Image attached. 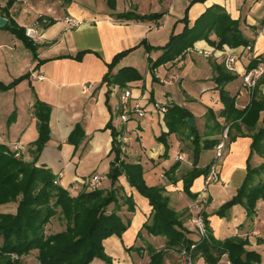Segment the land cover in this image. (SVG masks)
Wrapping results in <instances>:
<instances>
[{"label": "crops", "instance_id": "obj_1", "mask_svg": "<svg viewBox=\"0 0 264 264\" xmlns=\"http://www.w3.org/2000/svg\"><path fill=\"white\" fill-rule=\"evenodd\" d=\"M8 1L0 0L2 18V10ZM46 1L17 0L9 11L19 27L37 30L36 60L22 41L0 27V83L9 86L22 79L9 90L0 91V144L19 153L26 162L34 160L32 152L35 147L32 144L40 134L35 105L40 101L51 108V135L37 167L48 169L54 176L64 173L59 185L72 195L84 191L90 179L97 174L104 177L100 188L110 190L112 184L107 175L115 158L112 129L108 128L111 125L118 134L121 160L130 165H141L149 187L165 188V194L171 198V207L181 216L191 239L197 241L199 236L192 222L195 216L192 206L204 186L205 175L200 174L191 182L190 193L194 197L187 194L185 185L195 168L206 169L215 160L216 151L202 150L198 164L193 166L192 130L184 126L179 133H169L165 115L160 114L159 107L179 106L189 111L195 125L190 127L197 129L203 141H221L222 131L208 119L211 110L217 124L225 128L230 126V139L218 163L221 180L209 189L211 196L205 217L210 235L223 242L231 238L246 241L245 248L260 255L261 263L257 264H264V199L258 201L252 219L247 217L245 207L240 204L224 216L219 214L222 206L237 195L245 182L248 163L253 167L264 164V158L251 150L252 135L262 126L264 111L255 129L241 120L232 123L220 116L224 103L215 77L218 67L226 68L225 56L220 52L229 47L216 49L203 40L184 56L152 71L149 57L156 61L162 51L155 49L153 58L146 45H141L145 42L154 48L165 46L172 33L184 31L182 19L188 16L191 27L208 8L219 5L239 21L243 35L252 41L254 52L264 57V32L258 34L264 25V0H207L201 3H193L194 0H117L114 11L107 0H101L104 3L102 8L97 0H53L60 10ZM130 11L144 16L162 13L164 17L159 21L141 22L121 20L115 16ZM41 16L55 23L44 28L38 20ZM68 18L79 24L71 26ZM210 39L217 41L215 36ZM229 49L239 54L236 67L240 73L245 72L251 62L250 54L244 52L243 47ZM129 50L133 51L120 60L112 74L118 75L123 68H135L140 73L142 79L127 82L126 88L133 91L132 103L138 100L147 116L134 117L124 123L120 119V111L125 88L103 83V80L109 73L108 65L117 55ZM203 52H213L214 55L208 57ZM39 75L44 78L39 79ZM260 80L258 100L264 102V77ZM225 89L235 99V108L247 111L253 102L254 90L246 88L239 75ZM248 122L251 126L255 124L253 118ZM76 128L79 129L78 134L69 141ZM180 156L183 160H179ZM175 164L179 168L166 176ZM105 180L108 183L104 186ZM118 185L124 188L125 193L133 195L136 212L130 213L127 207L122 210L123 216L131 217V227L121 238L107 239L105 252L113 259V264H138L146 258L147 252L143 251L141 255L139 252H127L128 248L150 244L160 250L165 247L166 239L152 237L142 229L153 211L149 200L130 186L126 176L120 178ZM16 208V203L0 205V213L14 214ZM140 232L141 237H138ZM219 263L232 264L228 254L222 256ZM195 264L207 263L203 255H198Z\"/></svg>", "mask_w": 264, "mask_h": 264}, {"label": "trees", "instance_id": "obj_2", "mask_svg": "<svg viewBox=\"0 0 264 264\" xmlns=\"http://www.w3.org/2000/svg\"><path fill=\"white\" fill-rule=\"evenodd\" d=\"M17 0H9L6 8L2 10V16L8 19L7 25L2 29L15 35L26 48H28L36 60L37 45L26 34V28L19 27L9 15V11ZM117 0H107L111 10H116ZM207 0H194L193 3H201ZM117 19L126 21H159L164 14L139 15L135 11L118 13ZM39 23L44 28H48L55 23L54 20L41 16ZM47 21L45 24L44 21ZM181 22L185 25L183 32L172 33L165 46L154 48L147 43L146 50L162 51L161 57L153 61L149 57L150 70L155 71L164 64L175 61L177 58L195 46L196 43L207 40L216 49L224 46L229 48H239L252 45V41L247 39L242 31L238 20L228 14L219 5L208 8L193 26H189V19L186 16ZM264 24V22L262 23ZM215 36L217 41L211 40ZM133 50L124 51L117 55L114 61L108 65L109 73L104 78L103 83L115 84L126 88L127 82L141 80L140 73L134 68H123L119 74L114 76L112 70L120 63V60ZM262 57V56H261ZM264 59V57H262ZM255 61H251L248 69L255 67ZM238 75L231 74L226 68L218 67L215 82L224 103V110L220 116L227 122L234 123L237 120L245 123L253 129L259 126V118L264 111V102L258 100L257 88L253 91L254 98L252 104L247 107V111L241 112L235 108V99L226 91V86L236 79ZM15 83L5 86L0 83V91L9 90ZM165 114V122L169 127V133H179L182 127L187 126L192 130L190 135L193 139V166L198 164L202 150L215 149L220 143L219 140L203 141L197 129L190 127L187 123L192 114L179 107H169ZM121 114V111H120ZM51 108L40 101L35 105V117L39 120V138L32 145L33 161H25L16 158L15 151L8 146L0 144V205L17 204L14 214L0 213V264H25L23 259L37 251V260L40 264H93L95 261L103 264H113V259L105 252V241L111 237L121 238L131 227V217H125L121 213L127 207V211L135 213V200L132 194L125 193L122 186L118 185L121 177L126 176L130 186L139 194L149 200L152 214L148 221L144 223L143 230L152 237H163L166 245L163 249H155L152 245L146 247L132 246L128 251L139 252L141 255L147 252L150 261L147 264H165L166 256L171 251L181 253L184 249L193 250V257L196 261L198 255H203L207 264H220L222 256L228 254L232 264H257L261 263L260 255L250 252L245 248L246 241L238 238L219 241L210 235L208 223L204 214L207 226V238L191 239L188 230L181 221L179 213L171 207V198L166 195L164 187H149L144 180V169L141 165H130L121 160L120 144L117 142L118 134L112 129L114 147V160L110 166L107 177L112 187L110 190L98 188L91 191L85 188L77 195H72L60 185H54L56 176L48 169L37 167L39 157L47 142L50 140V117ZM253 118L255 124L250 125L248 119ZM208 119L213 120L216 128L221 132L225 129L221 124H217L215 113L208 112ZM79 129L70 136L69 141L75 139ZM251 150L264 158V116L262 126L253 135ZM78 141H81L80 139ZM206 169L195 168L190 173L185 185L187 194L190 193L191 182L200 174L208 175L211 164ZM178 164L172 166L167 171L166 176L177 170ZM264 164L260 167H253L248 163V173L243 185L238 189L237 195L225 203L219 211L224 216L238 204L245 207L247 217L252 219L256 214L257 203L264 199ZM260 179V181H258ZM194 197V196H193ZM198 197V196H197ZM59 216L65 222L64 231L50 234L47 233V225ZM141 237V232L138 234Z\"/></svg>", "mask_w": 264, "mask_h": 264}, {"label": "built area", "instance_id": "obj_3", "mask_svg": "<svg viewBox=\"0 0 264 264\" xmlns=\"http://www.w3.org/2000/svg\"><path fill=\"white\" fill-rule=\"evenodd\" d=\"M67 22L73 26L76 27L77 24H79L74 19H67ZM44 23L46 24L47 21L45 20ZM264 32V25L261 27L258 34H262ZM25 34L33 41L38 39L37 30L34 28H26ZM243 51L250 54L251 61H255L256 65L255 67L251 69H246L245 72L240 73L239 69L236 67V63L239 60V54L234 50H229L228 48L220 52L221 55L225 56V63L224 66L226 67L227 71L231 74L239 75L243 81V84L246 88H249L251 90H255L260 85V79L264 77V59L259 55H257L254 52V48L252 45L245 46L243 48ZM206 56H212L214 55L213 52H203ZM39 79H43L44 77L42 75L38 76ZM122 104H121V116L120 119L122 122L126 123L132 120L134 117L139 118H145L147 116V113L145 112L143 106L141 103L136 100L134 103H132L133 100V91L129 88L123 89V93L121 96ZM166 107H159V112L162 116H164L167 112ZM230 132V126H227L222 134H221V141L215 148L216 151V158L214 162L210 165V171L207 176L204 177V186L202 190L199 192L198 198L196 202L193 204L192 208L194 210L195 216L192 219V222L195 226V232L199 236V239L207 238V226L204 219V214L206 207L209 204L210 196L209 189L211 185L219 183L220 182V174H219V161L222 160L225 149L227 146V142L230 139L229 137ZM16 148H18L16 146ZM17 157H20L19 153H16ZM183 159L182 156L179 157V160ZM65 176L64 173H60L58 176H56L54 185H59V182L61 179H63ZM104 180V177L100 174H97L96 176L92 177L90 181L88 182V188L91 191H96L101 186V182ZM195 246L191 247V251H188L184 249L183 252L178 253L176 251V254L179 255L178 264H195V260L193 257V250Z\"/></svg>", "mask_w": 264, "mask_h": 264}, {"label": "rangeland", "instance_id": "obj_4", "mask_svg": "<svg viewBox=\"0 0 264 264\" xmlns=\"http://www.w3.org/2000/svg\"><path fill=\"white\" fill-rule=\"evenodd\" d=\"M48 2V5H51L53 7H56V9L60 10V7L57 5V3H55L53 0H48L46 1ZM97 3H99L98 5L100 6V8L104 7V3L102 4L101 0H97ZM58 6V7H57ZM61 13L63 14V10H61ZM61 14V16H62ZM229 49V48H228ZM230 50V49H229ZM148 52V51H147ZM149 54H151L152 56L155 54L154 50H150V52H148ZM154 58V56H153ZM139 118V117H137ZM17 159H22V157H17ZM175 160V156L173 157V161ZM183 160V159H181ZM256 164V162L254 163ZM257 165V164H256ZM108 183V181L105 180L104 182V186ZM65 222H63L59 216L55 217L49 225H47V233L48 235L50 234H55L61 231H64L66 228ZM135 252V251H133ZM37 253L34 252L31 254V256L29 258H24L23 262L25 264H40L39 261L37 260L36 257ZM179 255L176 254L175 252L171 251L167 254L166 256V260H165V264H178V260H179ZM150 261L149 256L147 255L145 259H142V261H138V264H147ZM93 264H99V262L95 261ZM101 264V263H100Z\"/></svg>", "mask_w": 264, "mask_h": 264}, {"label": "water", "instance_id": "obj_5", "mask_svg": "<svg viewBox=\"0 0 264 264\" xmlns=\"http://www.w3.org/2000/svg\"><path fill=\"white\" fill-rule=\"evenodd\" d=\"M7 23H8V21L6 19L0 17V27H4L5 25H7ZM186 121L191 127L195 126L193 118H188Z\"/></svg>", "mask_w": 264, "mask_h": 264}]
</instances>
